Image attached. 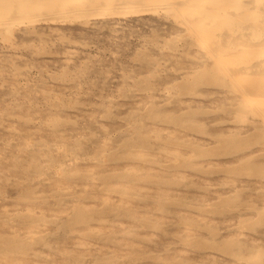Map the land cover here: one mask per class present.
Segmentation results:
<instances>
[{"label": "rangeland", "instance_id": "obj_1", "mask_svg": "<svg viewBox=\"0 0 264 264\" xmlns=\"http://www.w3.org/2000/svg\"><path fill=\"white\" fill-rule=\"evenodd\" d=\"M105 8L0 30V264H264L258 118L168 10Z\"/></svg>", "mask_w": 264, "mask_h": 264}, {"label": "bare ground", "instance_id": "obj_2", "mask_svg": "<svg viewBox=\"0 0 264 264\" xmlns=\"http://www.w3.org/2000/svg\"><path fill=\"white\" fill-rule=\"evenodd\" d=\"M154 5L202 42L210 64L223 72L236 101L247 104L263 129L264 0H0V30L20 27L28 33L47 25L58 31L60 16L94 15L106 7L109 20L119 21L122 11L141 13Z\"/></svg>", "mask_w": 264, "mask_h": 264}]
</instances>
